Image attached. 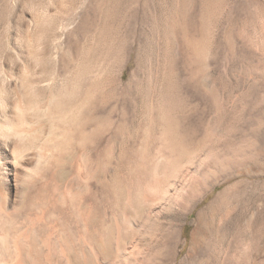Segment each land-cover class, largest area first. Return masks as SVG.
<instances>
[{
    "label": "rangeland",
    "instance_id": "1",
    "mask_svg": "<svg viewBox=\"0 0 264 264\" xmlns=\"http://www.w3.org/2000/svg\"><path fill=\"white\" fill-rule=\"evenodd\" d=\"M158 59L166 69L169 100L182 105L192 124L202 122L199 128L204 129L193 151L181 152L183 155L175 159L174 168L166 171L165 178L169 180L166 184L170 187L166 197H149L142 188L140 198L136 195L135 202L127 203V189L121 183L120 174H116V205L120 207L117 208L132 220L130 228L121 223L120 234L125 237L126 251H133L129 253L136 259L145 258L143 264H171L170 248L180 228L184 243L177 259H182L196 213L224 185L214 186L191 211L185 214V210L204 184L202 181L213 179V175L221 173L223 165H229L236 173L232 182L238 181L240 185L237 192L240 195L236 196L239 199L233 201L229 219L209 228L198 260L185 264L225 262L224 254L231 252L238 234L245 243L256 242L260 246L259 264H264V0H0V91L6 90V86V91L11 93L23 94L26 90L35 100V110H30L35 115L44 114V107L36 106L41 86L50 83L51 105H57L59 76L53 78L52 71L58 69L56 72L62 74L59 67L66 63L63 74L72 88L65 123L69 134L64 141L68 171L65 170L63 178L67 183L76 182L80 188L93 178H90L92 171L87 157L89 143L71 132V109L76 99L84 100L87 114V102L96 100L108 109L114 106L115 119L131 115L132 98L147 90L150 62ZM119 70L122 81L118 86L114 76ZM128 84H137L140 92L131 91ZM121 85L126 87L123 91L119 88ZM13 106L6 111L20 109L19 105ZM57 109L54 110L57 112ZM30 110L27 111L30 113ZM55 113L51 122L56 129L60 119ZM106 115L104 111L99 123L104 149L100 165L114 162L115 158L110 155L112 145L126 131L120 123L115 126L117 137L108 139L113 132L108 129ZM0 123L9 124L2 120ZM56 142H50L53 158H57L60 146ZM223 151L228 152L226 160L220 157ZM105 166H100V171ZM150 171L149 168L146 173ZM102 173L97 177L103 179ZM14 193L12 197L16 198ZM112 251V259L109 257L101 264L133 263L130 254H126L127 260L125 257L121 260Z\"/></svg>",
    "mask_w": 264,
    "mask_h": 264
},
{
    "label": "bare ground",
    "instance_id": "2",
    "mask_svg": "<svg viewBox=\"0 0 264 264\" xmlns=\"http://www.w3.org/2000/svg\"><path fill=\"white\" fill-rule=\"evenodd\" d=\"M159 59L155 60L154 63L149 60L152 64L149 67L151 66L152 69L149 71L150 73L147 71L149 73L147 90H144L145 92L141 96H134L133 100L131 99L133 106L131 115H123L115 119L112 114L114 106H110L108 109L93 99V102L87 100V105H89V113L87 114L83 99H76V104L72 102L75 105L71 109V132L73 135L88 141L85 142L87 145L89 143V155L87 157L92 171H89L92 173L90 178L93 179L90 182L88 179L85 185L83 183V188L76 185V182L74 184L67 183L65 177L63 178V173H66L65 170L68 169H66L67 152L64 141L69 134V128H66L65 123L67 105L70 104L69 89L72 88H69V83L63 74L65 67H67L66 63H61L62 66L59 67L62 74L59 71V73L56 72L58 69L52 71L53 78L59 76L57 77L59 79L57 105L54 104L56 107L51 105V91L48 89L50 83L41 86V95L36 100V106L44 107V114L35 115V112L30 110L31 108L35 110V100L23 88V94H16V91L15 93L6 91L7 86L6 90L4 88L0 91V120L9 123L7 126L0 125V264H101L103 260L112 259V250L120 258H126V254L133 253V251H129L130 253L126 251L125 237L123 238L120 234L121 223H126L125 226L130 228L131 218L121 214L118 210L120 207L116 205L118 204L116 174H120L121 183H124L127 189V203L135 202L136 195L140 198L142 188H145L146 195L149 197H164L170 188L166 184L169 181H166L165 178L166 171L174 168L173 164L177 161L175 159L179 160L180 156L183 155L181 152L191 149L193 151V147L199 143L200 134L204 129V127L203 129L199 128L202 122L192 124L190 115L185 112L182 105L169 100L168 91L165 87L166 75L164 71L166 69H163L165 66L162 68ZM5 70L4 72L11 78V73L9 74ZM114 77L117 85L121 83L122 71L119 70ZM137 84H132V86L128 84V87H131V91L140 92ZM24 87L26 86L24 85ZM74 87L76 88V86ZM119 88L123 91L126 87L121 85ZM11 105H14L13 107L19 105L20 109L7 112V107ZM56 108H58L57 112L54 110ZM28 109L30 113L27 111ZM104 111L107 113L108 129L113 132L108 139L117 137L114 134L115 126L117 127L120 123H123L126 131L121 134L120 141L117 140V143L113 144L114 146L111 144L110 155L115 158V160L113 159L114 162L109 161L107 164L100 165L104 149L102 148L103 134L100 131L99 123ZM55 112L60 119L56 129L51 122ZM54 140H58L60 144L57 158H53L55 156L51 153L50 142H54ZM58 142L56 143L58 144ZM227 149L229 148L227 147ZM224 151L226 150L224 149ZM224 151L220 153L222 160H226V153H228ZM215 159L217 158L215 157ZM212 163L214 162L212 161ZM223 164L225 162L221 165ZM100 166H105L103 171H100ZM229 167V165H223L220 174L217 172L216 176L214 173L213 179L206 182L202 181L204 184L190 202V206L186 210L184 209L185 214L188 213L214 186L224 185L196 213L187 251L185 256L179 260L177 256L183 248L181 245L184 242L180 239V228L177 230L174 245L170 248L171 255L168 254L171 258V264H185L190 260H198L209 228L216 227L217 224L220 225V222H225L231 216L232 204L234 200L237 201L236 198L238 197L236 196L240 195L237 194L240 187L238 188V181L232 182L236 173L234 174ZM149 168L151 171L146 173ZM131 171L135 173L132 174ZM100 172H103V176L101 175L103 179L97 177ZM211 173L210 175L213 174ZM122 189L125 190L124 187ZM13 191L16 198L12 197ZM21 206L23 207L22 210ZM120 217L121 222H118ZM219 229L221 227L218 226ZM214 230L216 229L214 228ZM230 234L232 233L230 232ZM236 234L234 233V235ZM237 237L239 238L237 239ZM237 237L231 245V252L224 254L225 262L220 264H259L261 259L260 246L256 245V242L254 244L245 243L239 234ZM138 254L140 253L138 252ZM130 255L132 256L131 259L135 260L131 261L130 259L132 264L134 262L143 264L145 261L143 260L145 258L140 260L136 259V256Z\"/></svg>",
    "mask_w": 264,
    "mask_h": 264
}]
</instances>
